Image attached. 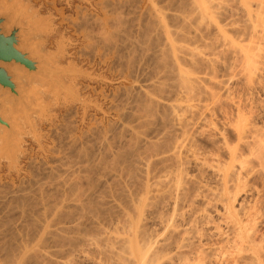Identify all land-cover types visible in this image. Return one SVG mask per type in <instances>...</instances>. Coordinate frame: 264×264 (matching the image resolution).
<instances>
[{"label": "bare ground", "instance_id": "6f19581e", "mask_svg": "<svg viewBox=\"0 0 264 264\" xmlns=\"http://www.w3.org/2000/svg\"><path fill=\"white\" fill-rule=\"evenodd\" d=\"M14 1L3 0L6 4L8 3L7 7H11ZM114 1L100 0L97 6L102 11L103 19L96 18L90 21V17L85 16L86 18L82 17L81 25L82 30L92 23L102 27H99L102 30L115 27L116 33L113 30V34L119 32L118 37L116 35L115 38H113L115 34L112 36V32L107 28L109 32L105 35L109 41V43L106 41L107 45H110L113 53L121 52L120 55L123 52L126 53L127 55L123 54L124 57L122 55L124 61L128 54L129 57L132 54L131 60L129 57L128 59L133 64L126 59V64H132V66L127 64L131 66L128 67L129 71L132 70L134 63L137 64L135 69L139 76H136V73L134 76L140 78L137 79L139 86L124 88V94L117 105V109L121 112L119 117L125 121V126L120 125L121 129L123 127L120 130L122 131L120 138L113 137L114 144V140L119 139L116 153H113L115 156L113 155V158L111 156L112 159L108 157L109 163L105 161L106 164L103 167H98L100 168L98 170L102 171L101 176L98 175L100 178L94 177L95 181L90 180L89 173L92 170L90 172L88 170L92 164L87 166V160L90 159L92 162L91 159L95 158L93 155L96 154L90 152L94 146L92 147L89 141L87 144H90L92 149L89 147L91 150L88 148L89 150L82 151L81 147L89 146L85 144L80 147L82 152L80 151L79 154L83 161L84 158H89L86 163L84 161V166L81 165L82 170H79V165L76 166L81 174L86 171L87 166L88 176L83 173V177H80L79 172L77 177L76 173H72L74 172L72 169L70 171L74 177L70 176L69 180L68 176L71 174L69 169H66L67 173L60 172L67 174V180L64 178L61 182L58 179L60 182H56L57 189L56 184L53 186L56 192L53 198L58 197L60 187L61 191H59L64 192L63 199L61 195L62 197H59L61 200L56 198L51 202L44 200L48 199L44 195L45 189L40 190L43 194H39V190L36 191L47 198L38 194L39 197L34 196L35 194L30 197L26 194L27 191L24 192L25 195L19 194L21 198L16 194L15 197L20 199L19 201L17 199L20 205L17 208L18 216L16 215L19 223L17 221L14 225L10 223L11 227L7 223L11 221L10 218L5 219L4 226L1 222L2 229L5 227L2 231L4 232L7 228V238L5 233H3L5 240L0 237L2 238L0 239L2 241L0 264H74V261L77 264L78 262L80 264H264L263 197L256 195L252 204H249L250 207L245 206L247 204L241 200L237 202V208H235L236 195L226 196L229 181L236 178L241 180V173L249 175L255 172V166L264 170L263 151L258 158V165L255 166L251 161L252 164L242 158L243 153H239L242 152L240 149L251 152L264 149V140H261L263 135H258L259 133L257 134L255 129L249 127V123L242 118L246 107L238 101L230 102L229 108L225 103L227 107H220L219 110L223 112L224 119H230L236 144L229 143L228 131L221 128L220 131L217 130L221 144L218 142L219 147L215 148L216 151L213 147L216 146L217 141L214 142L213 147L211 146L215 152H219L222 148L227 149L231 161L230 168L225 166L222 168L219 163L221 159L218 158V160L217 155L213 156L214 151H206V145H204L206 142L202 148L198 143L203 140L197 141L206 133L203 128L209 122L206 115L208 111L205 104L206 96H209L210 100L217 101L218 97L213 91L221 92L226 88L225 82L217 80L219 77L216 79L214 73L236 67L238 71L234 74L235 76L239 74L244 78H250L251 81V77L260 70V62L255 59V56L256 51H259L260 42L264 40V28L259 27L264 14L262 3L260 0H158L160 4H156V1L152 6L146 7L142 0H123L122 3L119 0L120 3L117 1L119 6L116 4L115 7L110 8L113 3L115 5ZM32 9L31 6L27 8L30 12L28 21L37 26L35 37L43 39L44 46V42L46 44L44 38L50 37L57 31L53 24L54 19L50 13L40 16V8ZM110 14L115 15L113 19L108 17ZM107 32L103 31L105 34ZM63 48L61 41L58 42L55 52L59 54L56 56L55 63H60ZM137 52L139 54L134 55ZM117 56L120 60L121 56ZM209 72L213 73V77ZM68 89V94L63 96L68 97L69 101L64 97L65 102L58 100L55 110L63 108L66 102L80 104L83 109L90 106L89 101L86 102L74 87ZM34 103H37L36 99ZM19 113L16 112L15 115L20 126L27 135H31L32 130L27 128V124ZM35 113L31 114L34 130L38 125L37 115L45 116L47 109L43 114ZM233 116L235 121H231ZM54 119H56L55 115ZM128 123L132 126H128ZM14 134L17 143L12 144L9 151L10 157L17 160L23 151L24 137L22 131L14 132ZM112 134L111 136L115 135ZM212 135L216 136V134ZM104 140L102 139L105 144L110 143L105 137ZM73 142L70 141L71 145ZM230 144L232 147H229ZM104 145L101 143V146H97ZM106 146L111 154L113 149L110 150L111 147ZM107 148L104 150L100 148V150L105 152ZM3 151L4 140L0 138V154ZM78 152L74 151L72 155ZM89 153L93 154L91 155L93 158L88 156ZM106 154L109 153L106 152ZM185 156H189V166L197 167L198 176L195 174V176H188L185 172V164L188 165L187 159H184ZM63 160L59 159L61 163H68L67 160V163ZM69 160L73 161L71 158ZM79 161L77 162L80 164L83 162ZM135 163L141 165L140 172L137 171L140 167L137 166L138 168L134 169ZM73 164L77 165L75 162ZM101 164L102 161L100 166L103 165ZM67 166L65 168H70L69 164ZM64 167L59 168L64 170ZM72 168L76 169L74 166ZM206 171L216 176L218 188L213 190L215 193L211 189L212 197L208 195L209 192L205 195L210 189L201 181ZM138 173L139 176H137ZM53 177L48 178L54 181L55 177ZM45 179L47 180L46 177ZM118 182L124 185L123 188L118 187L120 192L116 188ZM42 186H44L43 183L41 186L39 183L37 188L43 189ZM49 186L52 189L50 184ZM105 197L110 198V201L104 200ZM198 200L203 201L201 207L200 204L196 205ZM17 201L15 202L18 203ZM16 203L15 206L18 205ZM217 205L220 207L219 210H216ZM12 211L13 209L10 212ZM209 211L218 216V222L212 221ZM11 215L8 216L11 217ZM208 226L212 227L207 229ZM48 244L51 245L52 251L47 250Z\"/></svg>", "mask_w": 264, "mask_h": 264}, {"label": "rangeland", "instance_id": "374dc122", "mask_svg": "<svg viewBox=\"0 0 264 264\" xmlns=\"http://www.w3.org/2000/svg\"><path fill=\"white\" fill-rule=\"evenodd\" d=\"M21 1H23V4H25V5H27L25 2H29L30 4L27 6L33 7L32 10H36L37 8H40V12H39L40 16H45V15H47V13L51 14L52 18L54 19L53 24H54L55 28L57 29L56 33H53L48 38H44V39H46V44L44 42V46L42 45V41H43L42 38H41L42 40H40V37H37V38L35 37L34 40H35V42H38L39 44H41L40 45L41 50L46 54L55 52L56 48H57V43L61 41V43L64 46L63 56L61 57L60 63L58 62L55 64V67L66 68V67L72 66L76 70H79L85 74V76L78 77L77 79H75V81L66 79L65 84L70 85V86L74 85L72 87H74V89L79 92L80 96L86 102L89 101L90 106L87 107L86 109H83L80 104H76V103H72V102L71 103L66 102V105H63V108L60 107L58 110L57 109L55 110V108H56L55 105L58 102V99L54 97L53 92L49 91L47 88L41 87L40 85H33L34 88L40 90V94L43 92L41 94L42 97H41L40 102L42 105L47 106V108H48L47 114L48 115L46 117H40L39 116L36 118L38 121V125H37V127H35L36 132L32 133L31 135L24 136L23 143H22L23 151L18 156L17 160L11 162L6 157H4V158L0 157V219L1 220L3 219L2 221L0 220V225L2 226V223H3V226H4V223H6L5 219L10 218V220H11L10 222H8L7 220L6 221H7V223H9L8 225H10L11 227H12V225L10 223H13V225H14V223L16 224V221L19 223V220H17V218H18L17 217L18 216L17 215L18 214L17 208L20 205V203L18 201L20 200L19 198H21L19 196V194L25 195L24 192L26 193V191H27L26 194H28L30 197H32L33 194H35L34 196H36L39 193L36 190L40 191V190L45 189L46 191L44 190V192H45L44 195H46L48 197V199H50V198H52V199L51 200L44 199V200L51 202L52 200H55V198H56V197L53 198V196L56 194L55 187L53 188V186H55L56 182L57 183L60 182V180L62 182L64 180V178H66V180H67V176H66L67 174L66 173L68 170L66 171V169H69V171L70 170L72 171V169H73L74 172H72V173H74V174L76 173L75 176L79 175L77 173H79L80 171L78 172V168L76 166L79 165L78 166L80 168L79 170H82L81 165L84 166L85 165V164H83L84 161L86 163V160L89 158V157H87V158H84L85 159L84 161L82 160V157L79 155L81 148H83L82 151H84L85 149L86 150H89L90 148L92 149V147L94 146L93 150L90 152H93L96 155L89 153L88 156H90V158H93V157H95V158L91 159L92 162L90 161V159L87 160V166H90L92 164L89 167L90 169L88 171L90 172V170H92L91 171L92 173L90 172L89 174L93 178L90 176L89 179L93 181L95 179L94 177L100 178L99 176H101L100 174L102 173V171L100 172V170H98V169H100L101 167H103L106 164L105 161L108 160V157L110 159L113 158V155H114L113 153L114 152L116 153V150H117L118 145H119L118 144L119 139L114 140L115 141V144H114L113 137L114 138H120V135L122 132L120 130L123 129V127H122V129L120 128L121 127L120 125L125 126V123H124L125 121L121 120L120 119L121 117H119V116H121L119 114L121 112L117 109V105H119L118 102H120V99L122 98V96L124 94L123 93L125 90L124 88L127 89L130 86L138 87L139 83H137V81L140 79L139 77H136V76H139L138 72L136 73V69H135L137 64L134 63V66H133L135 71L133 70V68H131L132 70L130 69L131 71H129V68H128V67H131L133 64L130 61L132 58V54L130 55V57L128 54V57L130 60L128 59L127 56H126L127 58L125 57L127 59V61L129 60L132 63V64L127 63V64L131 65V66H127L126 59L124 58L125 61L122 59V55L126 54V53L123 52L122 55H120L121 52H119V54L118 53L116 54V52L113 53V51L110 49V45H107L109 43L108 39L106 38L107 36H105L109 33V32H107V28H108V31L112 32V34L111 33L110 34L113 36L116 33L115 27H112V28L107 27L106 29L102 30V29H100L102 27H100L99 25L97 26V24L92 23V24L87 26L88 28L87 27L85 28L84 26H86V25H84L83 26L84 28L82 30V25H81L83 23L82 17H84V18L90 17L89 18L90 21H92L93 19H96V18L103 19L102 11L97 6L100 0H21ZM117 1L119 2V0H115L114 1L115 5H113L114 4L113 3L112 4L113 6L111 5L110 8L115 7L116 4L118 5ZM120 1L122 3L125 0L124 1L120 0ZM142 2H143V5L146 7L152 6V4H154V2H156V4H160V1H158V0H142ZM260 2L262 3L263 9H264V0H260ZM110 15L108 17L112 18V19L115 16L114 14H110ZM123 17H124V15L122 16V18ZM263 19H264V14H263V18H262L261 23H259V27L263 26V28H264V25H263L264 20ZM64 20H66V21H64ZM113 30H115L114 34H113V32H114ZM117 30H119V29H117ZM120 30H122V28H120ZM100 31L102 34L100 33ZM103 31H105L107 33L105 34V33H103ZM86 32H87V34H86ZM118 33L115 34L113 36V38H115L116 35L118 37ZM104 36H105V38L103 40ZM108 49H110V50H108ZM256 52H257V55L255 56V59L258 60V62H260L259 66L260 65L261 66H260V70L258 71L259 74L257 73V74H255V76H252L253 78L251 77V81H250V78H248V79L244 78L243 76H241L239 74L237 76H235L234 74L238 71V69L236 67L234 69H233V67L231 68L234 72L228 68L230 71L228 69H226V70L224 69V70L218 71L217 72L218 75L216 73H214L216 75V76L214 75L216 77V79L219 77L217 80H219V81L221 80V81L225 82L226 88H225V90H222L221 92H219V91L217 92V90L213 91L214 94H216V96L218 97V99L216 98L217 101L216 100H210V97L206 96V99L208 100V101L205 100V102H206L205 104L208 107L207 108L208 111L206 112V115H207V119L209 122L206 124L207 126L205 125L203 128V131L206 130L205 131L206 133L201 135L203 137H199L200 140L198 138L197 141L203 140V141L198 143L201 147L204 144V142L208 143L209 145L206 143L204 144V145H206L205 149L208 152H213L216 147L217 148L219 147V145L217 146V144H218L219 140L221 141V139H219V136H218L219 134H218L217 130L220 131L221 128L228 131L229 143L232 142V144H234V143L236 144V141L234 138L235 134L233 133V127H231V125H230V124H232V123H230V119L229 120L224 119L223 112L219 111L221 109L220 107H227V105H228V108H229L230 102L241 101L242 104L246 107L244 113H242V118L244 120H246L247 123H249V125H250L249 127L255 129V132L257 131L256 132L257 134L259 133L258 135L264 136V129H263L264 128V40L260 42L259 51L257 50ZM137 54H139V53L137 52L134 55H137ZM117 55H119V57L121 56L120 60H119V58H117L118 57ZM113 56L115 59L113 58ZM123 57H124V55H123ZM120 66H122V67H120ZM144 66H146V65H144ZM145 68L148 69L147 66ZM235 69H237V70L235 71ZM133 71H134V74H132ZM135 73H136V76H134ZM211 73L209 72V74L213 77V73L212 74ZM230 77H232V78L230 79ZM235 77H237V78H235ZM135 78H136V80H135ZM60 101L65 102L64 98L62 96L59 97V102ZM211 101H215L216 104H214L215 102H211ZM114 109H116L118 111H116ZM210 109H212V110H210ZM212 111H213V113H212ZM208 112H210V113H208ZM54 115L56 116V119L53 120ZM232 118H231V121H233V120L235 121V117L233 116ZM226 121H227V123H226ZM121 123H123V124H121ZM129 125H131V123L130 124L128 123V126ZM112 127H113V129H112ZM109 130H112V131H109ZM213 131L214 132L216 131L217 133L216 132L214 133ZM109 132H111V133L109 134ZM112 132L115 135H113ZM208 133H210V134H208ZM111 134L113 136H111ZM212 134H216V136H213ZM96 135H97V139L99 136L98 141H96L97 140ZM208 135L209 136L211 135V136L209 137ZM204 136L205 137L207 136L206 137L207 140L205 139ZM212 136L214 137V139ZM263 136H262L261 140L262 139L264 140ZM104 137L107 140V142L108 141L110 142L109 144H105V142H103V141H105ZM109 138H111L113 143L111 142V140H108ZM102 139H103V141H102ZM210 139H212L214 141L211 142ZM70 141H71V143L74 141L72 145H71ZM75 141H76V143H75ZM100 141H102V142H100ZM117 141H118V143H117ZM216 141H217V143H216ZM88 142L90 144H92V147H90V144H87ZM97 142H99L100 144H98ZM214 142L216 143V146H214L215 145ZM101 143H102V145L105 144L104 145L105 147L104 146H102V147L97 146V145L101 146ZM111 143H112V146L114 144L113 148L111 146ZM211 143L212 144L214 143V144L212 145ZM229 143H228V145H229ZM85 144L89 145V146L81 147V146H84ZM232 144H230L229 147H232ZM106 145H109V147H111L110 150L113 149V152L111 151L112 155L110 154V151L108 150L109 148H107ZM211 146L212 147L214 146L213 147L214 149ZM67 147H69V148H67ZM100 148L102 150H104V148H107L108 151L106 150L105 152L104 151L102 152L100 150ZM70 150H72V151H70ZM96 150H98L97 153H96ZM222 150H220L219 152H215L216 151V149H215L213 156L217 155V159L219 158L222 160L221 161L218 159L222 168H224V166L230 168V166H231L230 162L231 161L229 158L228 151L226 148H222ZM240 150H242V152ZM240 150H239L240 151L239 153H243L242 158L244 160H246L247 162L249 161V163L251 161L252 163H254L253 164L254 166L258 165V162H257L258 158L262 154L264 155V149H260V150L256 149V152L254 150L252 152L245 150V149H240ZM74 151L75 152L79 151V152L73 153V155H72V152H74ZM99 151H100V153H99ZM262 151H263V153H262ZM106 152H108L110 154V156H109V154H106ZM252 153H254V155ZM75 154H76V156H75ZM97 154H98V156H97ZM99 154L100 155L103 154V156L105 158L102 155L100 156ZM105 154H106V156H105ZM209 154H207V155H209ZM77 155H79V156L77 157ZM91 155H93V157ZM111 156H112V158H111ZM67 157H69V158H67ZM98 157L100 159H98ZM101 157H103L105 160ZM185 157L186 158H184V159L185 160L187 159V161H188L189 156L188 157L185 156ZM60 158H61V160H63V158H64L65 161L63 160V162L67 163V161H68L67 164L70 165L69 166L70 168H65L67 166V164L61 163L59 161ZM70 158L73 161L69 160ZM77 158L80 159V161ZM76 160L79 162H81V161H83V162L80 164ZM58 161L61 164L58 163ZM89 161H90V163H89ZM98 161H100V162L102 161V164L104 162L105 163L103 165L101 164L102 166H100V162H98ZM109 161H107V164L109 163ZM223 161H225V162H223ZM74 162H75V164H77V163L78 164L74 165L73 164ZM95 162H97L98 164ZM186 163H188V165L185 164V172H187L188 176H195V175L198 176L196 173V172H198L196 170L197 167L195 166L196 167L195 168L194 165L189 166V161ZM252 163H250V164H252ZM59 164L62 165L63 167H64V165H66L64 167V170H61L59 168V167L62 168V166H60ZM88 164H90V165H88ZM135 165H134V169L136 170L138 167H140V170L139 169L137 170L138 172H140L142 169L141 165H138L137 163H135ZM234 165L236 167V163ZM73 166L76 169L72 168ZM87 166L85 167L86 171L82 172V174L83 173L85 174L86 172H88ZM92 167L94 169L97 168L98 171L92 169ZM98 167H100V168H98ZM52 168H55L54 169L55 171ZM51 169H52V171H51ZM56 169L59 172L58 171L56 172ZM76 170H77V172H75ZM262 170H263L262 168L255 166L254 167L255 172H251L253 175L251 173L249 175H245V173H241L242 174V176L240 175L241 180H239V178L235 177L236 179H233L234 182L232 180H231L232 182L231 181L228 182L227 187H229V189H227L228 194L226 193V196L234 197V195H236V202L234 203L235 208H237V204L241 200L245 201L244 204H247L245 206L250 207L251 205H249V204H252L251 203L252 200L255 197H257L258 195H260V197H263V199H264V185H263L264 184V180H263L264 179V176H263L264 170L263 171ZM60 171H62V172L66 171V173H62ZM71 171H70V174H71ZM54 172L57 175H55ZM154 172H156V170ZM208 172L206 171L204 173V175L201 177L202 178L201 181H203L204 186L206 185V187H209V189H210V190L206 191L205 195L208 192H209L208 195L212 194V192H214L218 188L216 180H215L216 176H214L213 173L211 174L210 171H208ZM46 173L49 175L45 176V175H47ZM59 174H61L62 177ZM82 174L80 172L79 176L83 177ZM135 174H137V172H135ZM243 175H245L246 177ZM53 176L55 177L54 181H52V178H48V177H53ZM70 176L74 177V175L71 174L68 176V179ZM79 176H77V177H79ZM85 176H88L87 173ZM137 176H139V173ZM45 177L47 178V180L45 179ZM71 177H70V179H71ZM58 179H60V180H58ZM35 181H37V182H35ZM42 181H44V182H42ZM50 181H52V182H50ZM38 182L40 183V186L43 183L44 186L41 187L43 189L37 188L39 186ZM51 183H53L54 185ZM121 183H119L118 186L117 187L115 186V187L116 188H118V187L123 188L124 185ZM48 184L51 185L53 190L50 188V186L48 187ZM35 185H37V187ZM30 186L33 188V190L35 189V187H36V189L33 191ZM57 186L58 185L56 184V189H57ZM254 186L256 188H254ZM83 187L85 188L84 183H83ZM206 189H208V188H206ZM211 189H212V192H211ZM30 190H32V191H30ZM59 190H60V187L58 189L59 195L56 199L61 200L64 198V192H60L61 190L60 191ZM116 190L117 189H115V191ZM28 191H30V193L31 192L32 193L30 194V193H28ZM35 191H36V193H34ZM117 191L120 192L119 188ZM48 193L51 195V197H50V195H48ZM51 193L52 194L54 193V194L52 195ZM16 194H17V196H19V198L17 196L15 197ZM39 194H43V191H40ZM116 194L120 195V193H116ZM44 195H39V196L44 197ZM104 195L109 197L107 194H104ZM210 196L212 197V195H210ZM210 196H209V198H210ZM47 197H44V198H47ZM115 197L118 198V196H116V195H115ZM14 199H16V200H14ZM17 199H18V201H17ZM104 200H106L108 202V201H110V198L108 199L105 197ZM200 200H202V199H200ZM200 200H198L196 205L198 206L200 204L199 206L201 207L203 205V203H202L203 201L201 202ZM15 201H17L18 203H16ZM15 203H16V205L17 204L18 205L15 206ZM13 204H14V206H12ZM9 205L13 208H11ZM216 208H217L216 210L220 209V207L218 205L216 206ZM6 209L8 211H6ZM12 209L14 212L13 211L10 212ZM212 211H209L210 212L209 214H211L210 217L213 219L212 221H214L216 223V222H218L217 221L218 216L215 215V213ZM8 212H10V213H8ZM262 213H263L262 215L264 216V206L262 209ZM11 214H13V215H11ZM8 215H11V217ZM112 216H114V214ZM14 217H16V218H14ZM1 226H0V229H1L0 235H1V233H2V235H3V233H5L6 238H7V232H6L7 228L3 232L2 230H4L5 227H3V229H2ZM5 226H6V224H5ZM209 227L211 228L212 226H208L207 229H210ZM260 229L263 230L262 228H260ZM2 235L0 237H2L3 240H5L6 239L5 235H3V236ZM2 238H0V239H2ZM1 243H2V241L0 240V244ZM48 249H50L49 251H52L50 244H48L47 250ZM74 264H77V262L74 261ZM78 264H80V263L78 262Z\"/></svg>", "mask_w": 264, "mask_h": 264}, {"label": "water", "instance_id": "95a60500", "mask_svg": "<svg viewBox=\"0 0 264 264\" xmlns=\"http://www.w3.org/2000/svg\"><path fill=\"white\" fill-rule=\"evenodd\" d=\"M20 2L15 0L10 3L11 7H7L8 3L0 0V138L4 140V151L0 157L11 162L15 160L10 157L9 150L12 144L17 143L14 132L22 131L23 137L27 135L15 113L20 112L27 128L35 133L31 114H43L48 109L41 104L40 90L33 85L47 88L58 100L62 96L69 101L63 94H68V88L72 86L65 84V80L85 76L72 66L55 67L59 53L46 54L41 50V44L34 40L37 26L28 21L29 7ZM35 99L37 103H34Z\"/></svg>", "mask_w": 264, "mask_h": 264}]
</instances>
